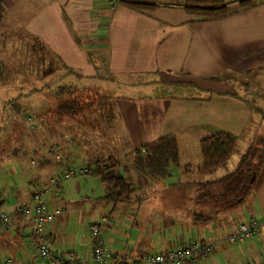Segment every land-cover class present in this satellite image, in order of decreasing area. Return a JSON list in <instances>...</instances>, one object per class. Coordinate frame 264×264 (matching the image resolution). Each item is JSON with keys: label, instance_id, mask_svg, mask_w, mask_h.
Listing matches in <instances>:
<instances>
[{"label": "crops", "instance_id": "obj_1", "mask_svg": "<svg viewBox=\"0 0 264 264\" xmlns=\"http://www.w3.org/2000/svg\"><path fill=\"white\" fill-rule=\"evenodd\" d=\"M187 1L158 0L153 9L137 10L120 0H0V180L3 170L14 176L12 195H0V208L11 215L10 224H0V261L45 264L31 243V221L18 211L52 178L109 157L118 159L120 172L125 158L133 163L146 143L172 134L179 164L166 178L172 181L167 191L192 180L201 188L232 173L224 172L236 169L253 140L264 136V0L245 7L224 0L228 13L207 19L190 14ZM67 100L78 103L75 112L62 111ZM219 132L237 138V152L226 166L203 174L200 141ZM192 158L200 165L196 178ZM157 179L142 178L140 187ZM255 180L254 205L244 215L261 223L254 237L228 240L243 219L223 235L206 228L199 237V227H210L199 223L218 214L197 220L175 190L180 209L174 214H152L147 193L133 198V211L125 214H134V225L177 227L181 234L166 241L148 231L124 246L118 230L126 216L110 215L106 247L113 258L131 260L205 238L214 248L199 264H264V161ZM104 195L95 173L63 180L62 192L50 196L62 213L42 235L50 249L89 259V227L104 216Z\"/></svg>", "mask_w": 264, "mask_h": 264}, {"label": "trees", "instance_id": "obj_2", "mask_svg": "<svg viewBox=\"0 0 264 264\" xmlns=\"http://www.w3.org/2000/svg\"><path fill=\"white\" fill-rule=\"evenodd\" d=\"M243 7L251 5L250 0H240ZM137 10H149L156 7L158 0H120ZM185 9L200 19L216 18L228 13L227 3L224 0H188ZM78 103L67 100L61 104L63 112H75ZM203 172H212L224 166L236 148L235 138L227 132H219L201 139ZM264 161V136H258L242 155L237 168L230 174L213 182L204 183L197 200L204 196L205 200H222L225 204L235 205L245 200L255 182L257 173ZM118 159L109 157L106 161L95 164V175L100 177L105 185L104 199L112 203L128 201L135 192L133 183L118 172ZM179 164V150L177 138L172 134L164 135L143 148L136 151L133 165L143 179L169 178L171 167ZM222 185L218 194L213 187ZM212 194V196H210ZM21 214V213H20ZM197 220H208L210 217L203 213H196Z\"/></svg>", "mask_w": 264, "mask_h": 264}, {"label": "rangeland", "instance_id": "obj_3", "mask_svg": "<svg viewBox=\"0 0 264 264\" xmlns=\"http://www.w3.org/2000/svg\"><path fill=\"white\" fill-rule=\"evenodd\" d=\"M251 3L254 2L255 0H250ZM228 5H230V3H227ZM237 141V138L236 140ZM240 143L241 140L239 141L238 139V144H239V148H240ZM13 146H10L9 148V152H8V156L9 158H13L14 157V153H13ZM237 152V151H235ZM192 164H191V168L189 169V172H191V178H196L197 176H200V173L198 172V167H200V165L195 164L194 163V159H191ZM226 166V165H224ZM223 166V167H224ZM189 167V166H188ZM121 169L120 173L124 176H127L129 179V182L133 183V187L136 189L135 193L132 194V199H130V203H126L127 201L124 202H120V204L122 205H118V207L113 208V204L112 202H103L102 205V209L104 210V216H109L110 215L115 219L117 217V215L119 216H126V220H127V225L123 226V227H118V235L119 237H121V240L124 241V246H128L129 244L127 243V240L130 238L131 244H132V240L136 241V240H140L141 239V235L142 234H146V232H149V235H157L158 237H160L162 240H166L169 239L171 237H176L179 234H181V232H179V229L176 227H165V226H158L155 225V227H143L139 224H135V216L133 215H126L125 213H128L127 211L132 210V208L129 207V204H133V198L136 197H140L142 194L147 193V198L150 199L149 205L151 207V212L152 214H159V213H164V214H174L175 212H177L180 208L179 203L174 199L173 197V191L178 190V193H180L179 195H181V200H182V209H189L192 208L193 210L197 211V213H203L208 215L209 213H217L218 214V219L211 221V222H200L199 225L202 224H207L210 227L204 226L203 227H199L201 229V233H199V237H204L201 235H204L206 233V228L207 230L212 228L213 230L219 231L221 233V235H223L224 233H227V228L228 226H230L232 223L233 224H238L242 219L243 222H247L249 219H245L244 215H248L249 211L251 209V205H254V202L252 203V196L254 195V184L252 185L251 189H250V193H249V197L247 196L245 198L244 201L237 203L235 205H228L225 204L224 202H222V200H219V202H216V199L212 198V200L214 201H210V200H205L204 196H202L200 198V201L197 200V196L198 194L201 192V188L199 185H197L196 183L193 182V180L186 185H182L181 187H174L172 190L168 189L171 185L168 186V182L170 181V183L172 182L170 179L167 182L166 178H161V179H157L155 180L153 186L150 187H140V182L139 180H142V176H140L139 172L137 171V169L134 167L132 161L128 158H125L123 161V164L120 166ZM223 170V169H222ZM225 170V169H224ZM235 168H232L230 170V168L228 169V172H224V173H230V171H234ZM203 172V171H202ZM203 174H205V172H203ZM78 176V175H75ZM74 177V176H73ZM141 178V179H140ZM256 181V180H255ZM14 182V176H11L10 174H8L6 172V170H3L2 172V179L0 180V195L3 197H10L12 195V188H11V184ZM174 185V184H173ZM215 193L218 194V192L220 193L222 190V185L221 184H217L213 187ZM30 191L33 192L34 191V187L31 186ZM167 195V196H166ZM210 196H212V194H210ZM213 197V196H212ZM128 208H130L128 210ZM157 208V209H155ZM244 212V213H243ZM86 215V213H84ZM254 214V213H253ZM80 217V214H76ZM255 215V214H254ZM102 217V216H101ZM101 217L99 218H95V221H99L101 219ZM247 217V216H246ZM254 218H256L255 216H253ZM79 219V218H78ZM257 219V218H256ZM113 220V219H112ZM133 225V226H132ZM113 226V225H111ZM109 226L106 231L111 227ZM190 229L186 228L183 230V233H189ZM199 230V229H198ZM203 230V232H202ZM144 232V233H143ZM217 232V234L219 233ZM219 233V235H220ZM258 234V233H257ZM140 235V236H139ZM210 235V234H208ZM216 235V233L214 234ZM226 235V234H225ZM207 236V235H206ZM211 236V235H210ZM200 239V240H199ZM198 240H204L207 241L205 238H199ZM25 240V239H24ZM211 240V239H210ZM1 241V239H0ZM208 242V241H207ZM129 247V246H128ZM1 250V247H0ZM150 252H162V250H151ZM1 251H0V258H1ZM126 257V256H125ZM125 259H130V257H126Z\"/></svg>", "mask_w": 264, "mask_h": 264}, {"label": "built area", "instance_id": "obj_4", "mask_svg": "<svg viewBox=\"0 0 264 264\" xmlns=\"http://www.w3.org/2000/svg\"><path fill=\"white\" fill-rule=\"evenodd\" d=\"M95 167H80L76 170L67 171L63 179L52 178L50 184L38 189L34 194L31 204L22 206L18 212L30 220L33 235L31 243L36 249L38 257L45 264H199L200 260L207 257L213 251L214 244L207 241H196L178 249H168L162 252H149L145 255L131 260H118L113 258L112 253L106 247V229L113 225V220L109 216H103L99 221L93 222L89 227V235L92 239L91 257L81 258L75 253L60 254L53 251L49 243L44 239L45 228L55 221L56 217L62 213L59 207H52L50 196L62 192V181L75 175H86L94 173ZM11 215L6 210L0 208V224L7 226L10 224ZM261 223L254 217L247 222H243L228 240L235 243L239 240L251 238L259 233ZM0 264H15L11 259H4Z\"/></svg>", "mask_w": 264, "mask_h": 264}]
</instances>
